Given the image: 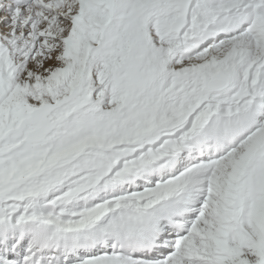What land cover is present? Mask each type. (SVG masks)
<instances>
[{"label":"snow or ice","instance_id":"obj_1","mask_svg":"<svg viewBox=\"0 0 264 264\" xmlns=\"http://www.w3.org/2000/svg\"><path fill=\"white\" fill-rule=\"evenodd\" d=\"M0 264H264V0H0Z\"/></svg>","mask_w":264,"mask_h":264}]
</instances>
